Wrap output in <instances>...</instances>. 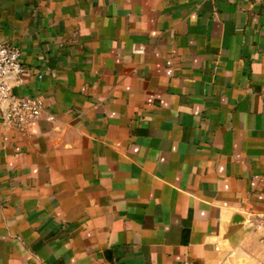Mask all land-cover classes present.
Returning a JSON list of instances; mask_svg holds the SVG:
<instances>
[{"label": "crops", "instance_id": "obj_1", "mask_svg": "<svg viewBox=\"0 0 264 264\" xmlns=\"http://www.w3.org/2000/svg\"><path fill=\"white\" fill-rule=\"evenodd\" d=\"M0 264H264V0H0Z\"/></svg>", "mask_w": 264, "mask_h": 264}, {"label": "built area", "instance_id": "obj_2", "mask_svg": "<svg viewBox=\"0 0 264 264\" xmlns=\"http://www.w3.org/2000/svg\"><path fill=\"white\" fill-rule=\"evenodd\" d=\"M25 68L19 47L0 42V106H4L2 119L5 125L25 130L31 123L42 118L53 121L55 116L47 112L45 102L39 95H16L12 93L10 77L19 79ZM249 223L264 232V211L254 214Z\"/></svg>", "mask_w": 264, "mask_h": 264}]
</instances>
